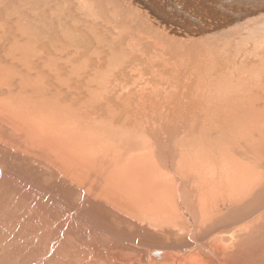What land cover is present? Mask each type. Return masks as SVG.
<instances>
[{"label":"bare ground","instance_id":"obj_1","mask_svg":"<svg viewBox=\"0 0 264 264\" xmlns=\"http://www.w3.org/2000/svg\"><path fill=\"white\" fill-rule=\"evenodd\" d=\"M0 241L264 264V12L189 35L130 0H0Z\"/></svg>","mask_w":264,"mask_h":264},{"label":"water","instance_id":"obj_2","mask_svg":"<svg viewBox=\"0 0 264 264\" xmlns=\"http://www.w3.org/2000/svg\"><path fill=\"white\" fill-rule=\"evenodd\" d=\"M161 25L186 34L264 12V0H130Z\"/></svg>","mask_w":264,"mask_h":264},{"label":"rangeland","instance_id":"obj_3","mask_svg":"<svg viewBox=\"0 0 264 264\" xmlns=\"http://www.w3.org/2000/svg\"><path fill=\"white\" fill-rule=\"evenodd\" d=\"M0 244H1V241H0ZM26 250H27V248L23 249V251H26ZM10 253H11V256H10ZM15 255H17V254H15ZM15 255L11 251H3V252H0V264H22L23 261H24L25 264H27L32 259H36V257L35 256H32V255H26V256L23 255V257H25V259L22 261V260H20V258L19 259L16 258ZM13 258H15V259H13ZM19 260L22 261V262L19 263ZM43 263H36V261L33 262V264H43Z\"/></svg>","mask_w":264,"mask_h":264}]
</instances>
